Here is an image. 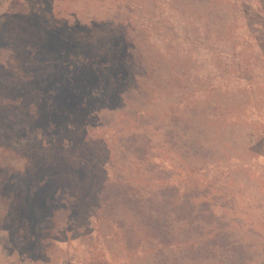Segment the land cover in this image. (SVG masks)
Here are the masks:
<instances>
[{
  "label": "rangeland",
  "instance_id": "1",
  "mask_svg": "<svg viewBox=\"0 0 264 264\" xmlns=\"http://www.w3.org/2000/svg\"><path fill=\"white\" fill-rule=\"evenodd\" d=\"M0 264H264V0H0Z\"/></svg>",
  "mask_w": 264,
  "mask_h": 264
},
{
  "label": "trees",
  "instance_id": "2",
  "mask_svg": "<svg viewBox=\"0 0 264 264\" xmlns=\"http://www.w3.org/2000/svg\"><path fill=\"white\" fill-rule=\"evenodd\" d=\"M80 80H82V78H80Z\"/></svg>",
  "mask_w": 264,
  "mask_h": 264
}]
</instances>
